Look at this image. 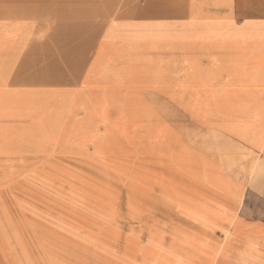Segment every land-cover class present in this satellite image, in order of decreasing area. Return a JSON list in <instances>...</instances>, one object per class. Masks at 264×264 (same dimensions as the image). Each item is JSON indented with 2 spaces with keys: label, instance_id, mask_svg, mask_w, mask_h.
I'll list each match as a JSON object with an SVG mask.
<instances>
[{
  "label": "crops",
  "instance_id": "1",
  "mask_svg": "<svg viewBox=\"0 0 264 264\" xmlns=\"http://www.w3.org/2000/svg\"><path fill=\"white\" fill-rule=\"evenodd\" d=\"M17 75L78 76L64 100L84 131L143 138L134 161L191 184L197 206L240 205L192 209L256 236L241 252L264 264V0H0V108L33 94ZM24 120L0 116V141Z\"/></svg>",
  "mask_w": 264,
  "mask_h": 264
},
{
  "label": "rangeland",
  "instance_id": "2",
  "mask_svg": "<svg viewBox=\"0 0 264 264\" xmlns=\"http://www.w3.org/2000/svg\"><path fill=\"white\" fill-rule=\"evenodd\" d=\"M79 79L9 76L33 94L9 92L0 116L33 125L24 120L0 141V264H255L254 252L241 250L256 236L193 210L238 205L192 203L190 182L166 185L158 166L136 163L148 143L116 125L84 131L79 108L64 100Z\"/></svg>",
  "mask_w": 264,
  "mask_h": 264
}]
</instances>
